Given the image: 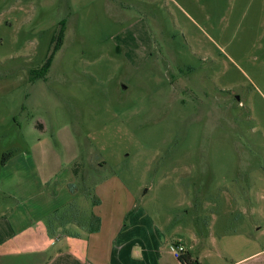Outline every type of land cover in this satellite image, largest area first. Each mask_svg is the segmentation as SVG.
Segmentation results:
<instances>
[{
	"label": "rangeland",
	"instance_id": "374dc122",
	"mask_svg": "<svg viewBox=\"0 0 264 264\" xmlns=\"http://www.w3.org/2000/svg\"><path fill=\"white\" fill-rule=\"evenodd\" d=\"M4 154L72 180L51 227L131 194L202 264H264V0H0Z\"/></svg>",
	"mask_w": 264,
	"mask_h": 264
},
{
	"label": "crops",
	"instance_id": "0c3cea01",
	"mask_svg": "<svg viewBox=\"0 0 264 264\" xmlns=\"http://www.w3.org/2000/svg\"><path fill=\"white\" fill-rule=\"evenodd\" d=\"M28 157L32 158V171L28 169L27 158L21 167H17L14 180L10 181L8 177L0 179V198L3 200L0 210V264H182L170 252L174 244L183 246L192 259L202 264L200 255L191 251L198 245L196 239H191L188 247L176 233L168 235L152 216L139 207L135 208L136 201L131 194L127 195L128 207L120 214H116L112 206L103 210V201L98 196L99 203L91 206L90 215L78 214L69 218V224L65 226L54 224L51 227L46 221L52 213L72 204V197L77 195L73 193L76 187L71 179L57 185L53 182L56 173H50L47 181H42L35 156ZM14 161L12 156L0 165V174ZM71 174H74V169ZM42 186L48 193L45 197H40ZM99 186L95 190L93 188L97 195ZM49 188L53 192H48ZM58 191L65 193L64 202L53 210L42 207V201L45 205L55 201ZM116 208L119 210L118 206ZM132 208L135 210L129 211ZM91 216L100 222L96 232H90L94 229L89 223ZM248 264L263 263L253 258Z\"/></svg>",
	"mask_w": 264,
	"mask_h": 264
},
{
	"label": "trees",
	"instance_id": "16d2710c",
	"mask_svg": "<svg viewBox=\"0 0 264 264\" xmlns=\"http://www.w3.org/2000/svg\"><path fill=\"white\" fill-rule=\"evenodd\" d=\"M64 23L62 22L60 24V29H59V32L56 36V38H54L53 40V50H52V53L50 54V57L47 59V61L44 63V65L40 68V71L39 73L37 74L36 78L37 79H41L43 77H45L49 67H50V63H51V58L53 57V55L55 54L56 51H58V49L60 48L61 46V41H62V38H63V33H64ZM12 155L10 154H4L1 158V161H0V165H4L8 159L11 158ZM78 170L76 168H74V176H77ZM71 189V187H70ZM93 204L92 205H98V200L95 198V200L92 201ZM89 223L90 225H93L94 226V229L93 230H90V232H96L99 230V219L94 217V216H91L90 219H89ZM178 261L182 264H199V262L195 259H192L190 254L188 252H183L180 256V258L178 259Z\"/></svg>",
	"mask_w": 264,
	"mask_h": 264
},
{
	"label": "built area",
	"instance_id": "2783aa9c",
	"mask_svg": "<svg viewBox=\"0 0 264 264\" xmlns=\"http://www.w3.org/2000/svg\"><path fill=\"white\" fill-rule=\"evenodd\" d=\"M170 252L173 258L178 260L181 254L184 252V248L180 244H174L170 247Z\"/></svg>",
	"mask_w": 264,
	"mask_h": 264
}]
</instances>
